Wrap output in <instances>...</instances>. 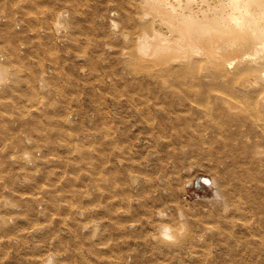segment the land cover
<instances>
[{
  "label": "rangeland",
  "instance_id": "obj_1",
  "mask_svg": "<svg viewBox=\"0 0 264 264\" xmlns=\"http://www.w3.org/2000/svg\"><path fill=\"white\" fill-rule=\"evenodd\" d=\"M73 2L0 0V29L11 35L0 33V264H43L49 254L57 264H211L219 255L222 264L227 250L225 263L262 264L246 228L253 216L262 229L255 218L264 214V183L224 182L226 168L207 151L162 145L174 135L149 125L158 84L123 55L129 42L120 33L134 35L125 8L134 16L133 8L125 0ZM64 12L69 27L58 31ZM121 188L130 200L118 201ZM249 199L263 211H252ZM159 209L168 223L184 217L193 232L185 245L150 235Z\"/></svg>",
  "mask_w": 264,
  "mask_h": 264
},
{
  "label": "bare ground",
  "instance_id": "obj_2",
  "mask_svg": "<svg viewBox=\"0 0 264 264\" xmlns=\"http://www.w3.org/2000/svg\"><path fill=\"white\" fill-rule=\"evenodd\" d=\"M125 2L135 14L125 8V26L129 25L134 35L128 37L125 32L120 33V37H126L129 42L123 55L130 68L142 70L158 84L153 87L157 94L151 106L149 125L174 135V138L170 135L165 138L162 145L169 146L173 141L187 150L207 151L215 165L226 168L224 182L231 180L232 184L234 180L245 179L249 188H253L251 183L255 186L264 183V0ZM0 33L11 36L5 29H0ZM3 59L0 50V63ZM4 69L0 66V72ZM2 86L0 80V89ZM79 147L81 150V146L76 149ZM122 160L125 161L119 162ZM235 167L245 171L239 173ZM201 178L215 184L213 179ZM225 190L228 191V187ZM141 193L131 196L136 199ZM117 196L118 201L129 199V189L121 188ZM249 204L252 211H263L256 201L249 199ZM253 218L248 216L249 221H245L251 236L248 240L256 242L259 251H264V214L255 218L262 229L255 228ZM153 232L150 235L156 237L154 240L163 243ZM192 233V230L187 231L174 245H185ZM256 235L261 239L255 238ZM231 237H235L232 231ZM220 240L227 243V235ZM208 242L201 248L211 247ZM230 255L227 250V262ZM220 256L216 260L211 258V264H220ZM225 262L222 264H228ZM38 264L42 263L38 260Z\"/></svg>",
  "mask_w": 264,
  "mask_h": 264
},
{
  "label": "clouds",
  "instance_id": "obj_3",
  "mask_svg": "<svg viewBox=\"0 0 264 264\" xmlns=\"http://www.w3.org/2000/svg\"><path fill=\"white\" fill-rule=\"evenodd\" d=\"M70 17L67 12L62 13L57 17L55 27L58 31H67L69 25L65 23ZM219 189V187H217ZM214 197L218 202L224 201L222 191L219 189L214 193ZM167 211L162 210L157 213L160 219L156 232L157 239L166 244L176 243L187 232V224L184 222V217L181 215L178 223L166 222ZM58 257L55 254H49L44 260L43 264H57Z\"/></svg>",
  "mask_w": 264,
  "mask_h": 264
}]
</instances>
